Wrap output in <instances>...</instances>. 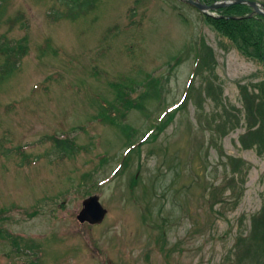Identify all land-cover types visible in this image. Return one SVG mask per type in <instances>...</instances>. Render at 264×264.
Segmentation results:
<instances>
[{"label":"rangeland","instance_id":"374dc122","mask_svg":"<svg viewBox=\"0 0 264 264\" xmlns=\"http://www.w3.org/2000/svg\"><path fill=\"white\" fill-rule=\"evenodd\" d=\"M4 7L0 36L27 54L0 84V264H258L242 236L264 152L240 139L250 120L225 122L246 84L264 93V63L181 0H99L77 18L54 0ZM92 193L100 224L77 220Z\"/></svg>","mask_w":264,"mask_h":264},{"label":"trees","instance_id":"16d2710c","mask_svg":"<svg viewBox=\"0 0 264 264\" xmlns=\"http://www.w3.org/2000/svg\"><path fill=\"white\" fill-rule=\"evenodd\" d=\"M5 1L0 0V26L5 21L11 22L10 18L5 19ZM61 3L68 16L77 18L80 15L91 12L99 0H54ZM213 2L214 0H204ZM215 14L205 13L206 21L211 26L226 36L242 55L251 59H258L263 62L264 57V15L257 13L253 7L246 3L231 4L230 6L220 7L215 10ZM59 12V11H57ZM63 13V12H62ZM61 13V14H62ZM57 14V13H56ZM58 15V14H57ZM15 45L8 34L0 36V53L6 55L4 60L0 61V84L7 82L9 77L17 70L20 60L27 54V43L23 39ZM264 63V62H263ZM245 105L249 108L250 126L245 134L241 136L245 146L256 147L259 152H264V93L258 92L251 94L248 91ZM256 86V85H255ZM254 86V87H255ZM127 87L119 85L121 98L129 94ZM192 87V86H191ZM207 87H209L207 85ZM132 103H126V109L131 107ZM242 120L238 113L234 114L226 126L230 125L235 128ZM228 132V129L225 131ZM56 147L62 154L71 152L75 146L68 139H56ZM251 143V144H249ZM72 149V150H71ZM71 150V151H69ZM235 170V169H234ZM264 202V201H263ZM251 228L248 233L242 236L245 242L249 244V251L254 252L255 258L258 259V264H264V204L260 211L253 214Z\"/></svg>","mask_w":264,"mask_h":264},{"label":"water","instance_id":"95a60500","mask_svg":"<svg viewBox=\"0 0 264 264\" xmlns=\"http://www.w3.org/2000/svg\"><path fill=\"white\" fill-rule=\"evenodd\" d=\"M190 1L195 4L197 7L201 8L203 11H208L209 9L220 8V6H227L233 3L245 2L253 6L257 12L264 14V5L255 0H219L213 4H206L201 0H185ZM108 209H106L98 195H91L84 201V207L81 209V212L78 214V218L81 221H91L93 223H100L103 221Z\"/></svg>","mask_w":264,"mask_h":264}]
</instances>
